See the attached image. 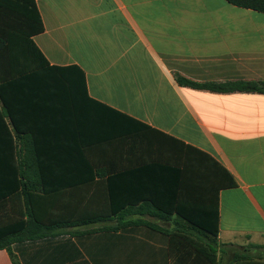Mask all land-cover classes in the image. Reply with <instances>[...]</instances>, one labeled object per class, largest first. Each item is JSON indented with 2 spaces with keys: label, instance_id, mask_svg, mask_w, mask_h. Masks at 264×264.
I'll list each match as a JSON object with an SVG mask.
<instances>
[{
  "label": "crops",
  "instance_id": "crops-1",
  "mask_svg": "<svg viewBox=\"0 0 264 264\" xmlns=\"http://www.w3.org/2000/svg\"><path fill=\"white\" fill-rule=\"evenodd\" d=\"M34 3L43 31L32 40L49 66L76 67L83 78L32 82L19 95L23 115L43 134L35 142L47 162L88 164L93 179L49 193L85 195L88 213L113 210L111 221L92 224L113 231L16 243L15 263L170 264L162 231L179 229L212 243L216 264H264V94L178 82H264V14L224 0ZM55 172L46 176L61 178ZM147 200L208 227L218 220L217 236ZM0 264H13L4 249Z\"/></svg>",
  "mask_w": 264,
  "mask_h": 264
},
{
  "label": "trees",
  "instance_id": "trees-1",
  "mask_svg": "<svg viewBox=\"0 0 264 264\" xmlns=\"http://www.w3.org/2000/svg\"><path fill=\"white\" fill-rule=\"evenodd\" d=\"M241 8L264 14V0H224ZM2 10V11H1ZM43 31L42 22L34 0H7L0 4V142L6 156L0 163V250H6L16 264L11 245L33 242L63 235L83 236L102 231H113L112 227L92 224L111 221L113 210L88 213L81 208V194H51L49 191L75 188L89 181L84 176L88 164L77 162L51 163L45 160L42 147L36 145L41 132L30 126L26 107L19 95L31 90L32 82L50 76L65 77L83 72L76 67L49 66L32 37ZM181 85L216 93H256L264 94V82L240 81L223 84L195 83L182 78ZM123 118L132 119L121 115ZM3 118L9 120V126ZM134 122V121H133ZM38 135V136H37ZM22 140L21 150L24 157L18 160L16 140ZM56 171L57 178L49 179L48 171ZM73 173L63 176V172ZM49 182L55 187H49ZM109 201L112 194L108 192ZM164 215H177L190 224L193 229L215 238L218 233V220L211 225H201L196 219L178 209L166 212L153 200H147ZM153 230H160L151 223L146 224ZM82 232H70L77 228ZM118 229V227L116 228ZM67 231V232H66ZM168 237L167 251L170 264H216V250L212 243L196 239L191 232L179 229L162 231Z\"/></svg>",
  "mask_w": 264,
  "mask_h": 264
}]
</instances>
